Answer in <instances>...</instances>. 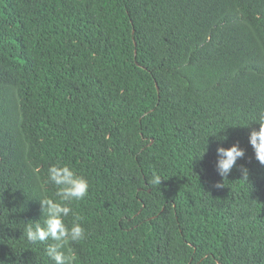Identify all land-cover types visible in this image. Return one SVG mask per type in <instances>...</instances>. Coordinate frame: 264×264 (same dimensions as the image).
Masks as SVG:
<instances>
[{"label":"trees","instance_id":"16d2710c","mask_svg":"<svg viewBox=\"0 0 264 264\" xmlns=\"http://www.w3.org/2000/svg\"><path fill=\"white\" fill-rule=\"evenodd\" d=\"M260 108L264 0H0V261L53 264L23 231L60 162L75 264H264Z\"/></svg>","mask_w":264,"mask_h":264},{"label":"clouds","instance_id":"9594fccd","mask_svg":"<svg viewBox=\"0 0 264 264\" xmlns=\"http://www.w3.org/2000/svg\"><path fill=\"white\" fill-rule=\"evenodd\" d=\"M255 123L258 128H252L249 133V143L252 146L256 160L264 165V108L257 112ZM216 171L226 178L236 166L238 159L245 156V150L239 143L230 147L222 146L216 149ZM244 179L248 178V169L241 166ZM161 178L156 173L152 174L151 184H160ZM45 185L55 187V196L58 199L42 197L39 199L41 219L26 223L23 235L32 244H45V254L53 264H75V253L70 245L85 238V229L80 223V218L75 216L71 207L72 202L82 201L89 191L87 179L75 172L69 165L56 162L47 169ZM216 187H221L217 184ZM72 215L71 224L65 223V218ZM52 241V243H47ZM0 264H3L0 261Z\"/></svg>","mask_w":264,"mask_h":264}]
</instances>
